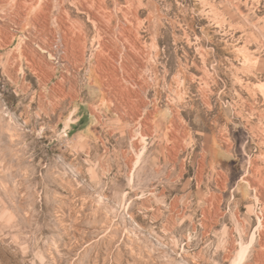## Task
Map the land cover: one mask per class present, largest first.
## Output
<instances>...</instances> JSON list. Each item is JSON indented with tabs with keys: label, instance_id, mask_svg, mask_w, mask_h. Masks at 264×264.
<instances>
[{
	"label": "rangeland",
	"instance_id": "1",
	"mask_svg": "<svg viewBox=\"0 0 264 264\" xmlns=\"http://www.w3.org/2000/svg\"><path fill=\"white\" fill-rule=\"evenodd\" d=\"M10 1L0 5V264H264V0H37L21 21ZM137 47L144 84L131 96ZM98 51L133 108L91 83Z\"/></svg>",
	"mask_w": 264,
	"mask_h": 264
},
{
	"label": "bare ground",
	"instance_id": "2",
	"mask_svg": "<svg viewBox=\"0 0 264 264\" xmlns=\"http://www.w3.org/2000/svg\"><path fill=\"white\" fill-rule=\"evenodd\" d=\"M9 1L10 0H0V5L1 4L3 5V4H5V3L9 2ZM13 1H14V3H13L14 5L13 6L16 5L17 11H18L17 12L18 15H16V16H18V21L23 20L26 17V15L28 14V12L32 9V7L34 5H37V0H13ZM80 6H82L83 9H86L87 12L90 13V16L93 18V20H95L96 22H101L98 14L96 12H94L92 10V8L89 9L90 5L88 3H86L85 1L84 2H81ZM97 8H98L97 11L99 12V10L101 9V7H97ZM49 9L50 8H49L47 2H45L41 6H38V10H37L38 12H36L35 16L33 17V21L37 25H39V26H42V25H45V24L47 25ZM59 21H60V25L63 28L65 27V30H66L67 27H69L68 24L66 23L65 19L63 18V16L62 17L59 16ZM100 26H102V24H100ZM131 27H133V26H131ZM130 30H132V28ZM129 32H132V31H129ZM54 35L52 34V36H54ZM129 41H130V39H129ZM133 43L136 44L137 42L136 43L133 42ZM64 44H68V43L65 42ZM103 45L108 46V44L106 42H104ZM38 47L40 49H42V50H45V51L47 50V52L50 50L49 49L50 47L47 46L46 44H42V43L41 44H38ZM135 49H136V51L134 52ZM135 49L133 50V52L132 51L130 52L129 58L133 59V62H134L133 64L135 66L133 68V71H132L133 73H131V77L132 78H131V82L130 83H132L133 86H136V88L134 90H130V92H131V96L132 95L140 96V93L142 91L143 84H144L143 81L141 80L140 75H139V69L142 66V59H141L142 57H141V54H142L143 47H137ZM32 51L33 52H31V54L33 55V60H34L32 69L34 71H37V69H40V71H41V69L43 68L41 62L45 58V55L41 54L38 50H35V49H33ZM51 51H53V50H51ZM105 57H103V55L100 52L97 53L96 56L94 57L95 58V61H93L92 64L90 63L91 59L89 58V60H88V66H86V67H87V74H90V73L92 74V81H91V83H93V81L95 79H98V80L99 79H102V82L101 81L100 82L103 83L104 87H106L107 91L110 94H112L113 97H115L116 99H118V102L119 103H121L124 106H131L130 99H129V97H130L129 96V93L128 94L126 93V86L124 84H122L120 81H118V79H115L113 77V75H112L113 74L112 66L110 65L109 61ZM73 62L75 63V65L69 64L67 66V69L69 71L68 73H70L71 75H74V73H75L74 71L78 67L84 66V64L86 62L83 44L77 46L76 54H74V56H73ZM131 63H132V61H131ZM128 77H129V75H128ZM90 79H91V77H90ZM131 107L133 108V105ZM130 110H132V109H130ZM260 187L261 186L258 184L254 188L259 189ZM257 196H258V194H257ZM257 196H256V200L258 199ZM255 230L258 231V233H257V242H258V245H259L258 258L261 261V260L264 259V208H261V212L258 213V225H257V227H256ZM255 236L256 235L253 232L252 235H251V240H253V238ZM239 244H240V250L238 252V254H239L238 256L241 257V255L243 254V252L245 251V249H247L248 245H247L246 242H244L242 240H241V242ZM232 247H235V246H232ZM255 255L257 256V254H255ZM263 262H264V260L262 261V263ZM233 264H238V261L237 260L234 261Z\"/></svg>",
	"mask_w": 264,
	"mask_h": 264
}]
</instances>
